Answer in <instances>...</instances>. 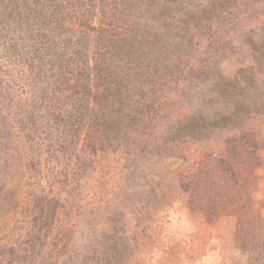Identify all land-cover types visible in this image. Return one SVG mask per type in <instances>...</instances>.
<instances>
[{
    "label": "rangeland",
    "instance_id": "obj_1",
    "mask_svg": "<svg viewBox=\"0 0 264 264\" xmlns=\"http://www.w3.org/2000/svg\"><path fill=\"white\" fill-rule=\"evenodd\" d=\"M44 3L0 0V264H126L135 233L164 209L168 246L153 264H264V0L63 1L68 26L86 36L90 65L107 26L143 35L148 51L157 50L144 64L148 87L130 102L120 94L121 101L154 116L168 88H188L182 99L195 115L164 138L163 146L173 142L179 151L157 164L136 155L139 137L120 138L122 126L108 152L90 158L81 151L91 122L72 124L69 113L82 88L72 98L57 93L60 122L45 111L52 101L38 90L54 79L31 71L36 61L24 55L30 46L18 27L19 12L35 22ZM144 11L147 20H139ZM175 46L182 55L165 87L158 68ZM83 73L74 72L80 84ZM128 144L134 152L123 161ZM189 149L197 153L188 156ZM178 174L184 191L174 183ZM104 219L117 224L102 228Z\"/></svg>",
    "mask_w": 264,
    "mask_h": 264
},
{
    "label": "trees",
    "instance_id": "obj_2",
    "mask_svg": "<svg viewBox=\"0 0 264 264\" xmlns=\"http://www.w3.org/2000/svg\"><path fill=\"white\" fill-rule=\"evenodd\" d=\"M63 1L45 0L41 8L42 13L39 14V19L35 22H31L29 16L28 20L23 17L25 14L27 15L26 12L18 13L21 22L18 27L22 31L20 39L27 41L30 46V48H25L24 55L29 58L32 55L36 61L35 64H30L31 71H36L40 75V81L54 79L50 80L52 82H45L46 85L41 86L38 90L39 98L52 101V105L46 107L45 111L60 122L62 107H59L61 98L57 96V93L63 95L64 91H70L72 95L69 98H72L76 93H80V88H82V102H78L75 112L70 111L69 116L72 119V124L82 122L85 126L87 121L91 122V129L87 131L81 150L88 152L90 158L97 156L98 151L108 152L109 147L113 146L119 138L117 133L122 128L123 132L120 138L123 137V141L129 143L132 138L139 137L134 148L136 155L145 161L157 164L165 156L177 155L179 145L172 142L165 147L163 142H165L164 138H170L169 136L175 130L176 125H181L184 120L191 119L195 115L193 105L187 104L182 99V94L188 88L183 89L184 91L175 87L168 88L171 89V92L165 95V103L160 108H154L153 112L158 114L163 111L162 115L154 114L152 116L151 108L139 111L138 108H135L136 106H129L126 101H121L120 94H127V102H130V98L134 94L140 95L148 87L145 76L149 73L147 68H144V64L148 62L147 55L149 53L151 56L156 55L157 50L148 51L150 42L143 35H139L140 37H136L135 34L127 35L114 25L107 26L101 28V35L96 39V48L100 50V53L94 64L90 65L89 58L85 57V55L87 56L85 49L88 48L85 46L88 43L85 40L86 36L85 34L78 36L75 30L68 26L70 15L66 12ZM146 14L147 12L144 11L139 20H147ZM168 53L170 56L158 68L160 71L158 79L165 87H169V75L178 68L176 66L178 60L174 61V59L178 55H182L178 46H175L173 51L169 50ZM124 58L125 61H122ZM152 61L151 58L147 64L149 65ZM194 67L193 64L192 68ZM78 70L86 72V75L83 73L85 78L82 84L78 82V79H75L74 72ZM92 74L94 75L93 81L90 79ZM151 76L148 75V77ZM189 89L191 90V88ZM49 94L52 95L51 98H49ZM151 95L154 96V94ZM144 100L146 99L142 96L139 106L144 105ZM48 114L44 113L40 118L45 120ZM149 118L152 120L144 122L143 130H138L137 125ZM149 124H153L152 128H148ZM134 125H136L135 128ZM126 147L127 149L119 157L123 161L130 160L134 152L131 144ZM203 147L206 150L215 149V146L210 145ZM196 153L197 150L192 149L187 152L188 156H194ZM181 178V175L178 174L174 180L178 189H183L181 186L183 179ZM168 210H161L146 223L142 232L135 233L126 264H153L158 252L168 246L161 238L162 218ZM98 223L102 228L110 229L117 224V220L104 219ZM137 228L140 229V224ZM106 235L104 234V237H107ZM74 236L72 230L68 237L69 240H72ZM62 240L61 238L59 241ZM103 249L112 250V244L108 239L104 240ZM12 260L13 258H11Z\"/></svg>",
    "mask_w": 264,
    "mask_h": 264
}]
</instances>
